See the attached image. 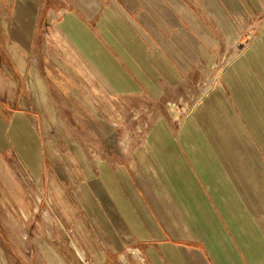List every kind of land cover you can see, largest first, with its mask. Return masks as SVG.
<instances>
[{"label":"crops","instance_id":"0c3cea01","mask_svg":"<svg viewBox=\"0 0 264 264\" xmlns=\"http://www.w3.org/2000/svg\"><path fill=\"white\" fill-rule=\"evenodd\" d=\"M259 16L264 0H0V69L17 68L26 90L40 84L41 60L58 78L62 55L81 84L67 97L87 100L99 126L109 127L104 98L151 110L146 160L77 170L44 141L30 95L0 74V156L19 153L86 226L70 261L264 264V27L248 26ZM192 103L181 126L166 113Z\"/></svg>","mask_w":264,"mask_h":264},{"label":"rangeland","instance_id":"374dc122","mask_svg":"<svg viewBox=\"0 0 264 264\" xmlns=\"http://www.w3.org/2000/svg\"><path fill=\"white\" fill-rule=\"evenodd\" d=\"M261 19H264V16L257 17V21H249L248 26L263 28V21H259ZM62 58V55L57 58V61L63 64L59 66L57 62V69L72 83H68L67 87L61 84L64 78L60 72L58 78L48 77L51 74L42 60L40 66L35 67L40 84H34L36 88L31 86L30 90H26L17 76V68L6 71L0 69V74L6 76V81H9V90L15 94L26 92L30 95L29 102L33 106L35 104V112L43 123L42 135L46 144L61 145L67 155L73 154L74 157L70 156L69 162L77 167V170H80L81 163L88 168H96L100 163L99 158L107 161L109 170L115 167L113 160L122 164L124 162L126 166L133 160H146L152 149L153 135L149 129L144 132V127L148 123L146 115L150 114L151 110L136 112L140 105L135 109L128 107V113L120 112L119 107L123 105L121 101L104 98L102 103L111 112L110 119L105 116V123H108L109 127L99 126V121L87 100L67 97L70 95L68 93L77 87L81 89V84L73 73L75 70L69 67L70 61L67 63L66 59ZM204 79L198 87L197 99H203L209 90V82L212 80L208 75ZM1 87L5 89L4 84ZM47 89L48 93L45 92ZM32 90H36L35 98H31ZM194 103L183 104L180 115L175 112V107L171 106L166 113L169 111L171 120L174 116L179 117L177 124L181 126L194 109ZM142 113L146 115L143 116ZM113 124L119 125L117 128L120 132L117 135L116 130L111 128ZM127 140L133 142L130 147L124 145ZM110 141L112 147L107 148ZM124 150L126 153H123ZM14 154L10 162L0 156V264H53L55 261L50 257H56L57 264H78V261H70L68 258H71L72 252L80 255L75 245L83 252L80 238L86 226H77L69 219L72 215L69 208L60 211L56 206L57 198L51 196L48 190L44 192L40 181L36 179L35 173L22 156L19 153ZM60 167V170L64 171V168ZM84 221L87 223L85 218ZM133 250L139 252L136 248L131 249Z\"/></svg>","mask_w":264,"mask_h":264},{"label":"bare ground","instance_id":"6f19581e","mask_svg":"<svg viewBox=\"0 0 264 264\" xmlns=\"http://www.w3.org/2000/svg\"><path fill=\"white\" fill-rule=\"evenodd\" d=\"M79 251V250H78Z\"/></svg>","mask_w":264,"mask_h":264}]
</instances>
